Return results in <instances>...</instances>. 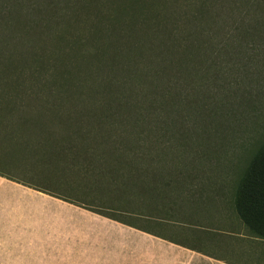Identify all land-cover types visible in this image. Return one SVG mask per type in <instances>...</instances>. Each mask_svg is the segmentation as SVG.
I'll return each mask as SVG.
<instances>
[{"label": "trees", "instance_id": "trees-1", "mask_svg": "<svg viewBox=\"0 0 264 264\" xmlns=\"http://www.w3.org/2000/svg\"><path fill=\"white\" fill-rule=\"evenodd\" d=\"M129 8L124 12L140 36L122 43L124 28L107 15L106 30L97 37L101 49L77 38L82 48L76 49L75 60L62 63L60 51L48 55L47 45L80 17L76 10L87 13V0H0V83L19 84L10 79L15 75L11 65L23 45L35 64L48 59L51 68L83 73L75 90L76 96L87 97V118L97 125L91 151L110 155L111 162L103 165L125 162L137 169L145 161L138 171L150 179L148 169L165 168L167 158L169 181L176 184H185L189 171L220 175L235 167L237 156L248 154L260 135L236 179L231 203L238 226L264 240V0H161L158 7L132 0ZM93 57L97 65L82 71L80 61ZM56 91L48 95L57 96ZM112 133L119 139H108ZM142 135L156 140L151 145L149 139L141 141ZM134 152L139 157L116 161ZM105 177L115 179L107 172ZM169 181L158 191L144 182L140 190L168 204L174 189ZM128 183L123 184L127 189Z\"/></svg>", "mask_w": 264, "mask_h": 264}, {"label": "rangeland", "instance_id": "rangeland-1", "mask_svg": "<svg viewBox=\"0 0 264 264\" xmlns=\"http://www.w3.org/2000/svg\"><path fill=\"white\" fill-rule=\"evenodd\" d=\"M135 1L155 7L161 2ZM130 2L101 0L97 4L87 0V13L82 16L76 10L80 17L60 29L58 39L47 45L48 55L59 50V61L68 63L75 60L80 43L101 49L97 37L100 30H106L107 15L117 17V25L124 28L122 43L140 36L130 23L133 18L124 12L130 10ZM126 25L131 26L130 31L125 30ZM77 38L80 43L75 42ZM19 49L21 56L12 62L15 75L10 78L19 84L0 83V264H133V245L156 237L140 228L167 239L156 237L161 240L202 249L213 238L225 239L234 231L231 223L237 221L231 195L260 135L252 141L248 154L237 156L235 167L220 175L189 171L185 184L169 181L168 158L165 168L148 169L151 179L138 171L144 167L139 163L145 161L139 162L137 169L125 162L120 167L115 161L103 165L111 162L110 155L91 151L96 144L92 136L97 132V125L87 118L91 105L87 97L76 96L75 85L83 73L51 68L48 59L35 64L28 45ZM112 51L109 48V54ZM91 59L94 57L80 61L82 71L97 65ZM51 91L57 96L48 95ZM107 137L119 139L114 133ZM145 137L139 138L145 142L149 139ZM154 139H149L151 145ZM125 154L116 161L140 155ZM106 172L115 179L105 177ZM220 176L223 182H215ZM129 181L127 189L123 184ZM168 181L174 186L171 202H179L178 206L140 190L144 182H152L158 191ZM5 188L11 190L6 193Z\"/></svg>", "mask_w": 264, "mask_h": 264}, {"label": "crops", "instance_id": "crops-1", "mask_svg": "<svg viewBox=\"0 0 264 264\" xmlns=\"http://www.w3.org/2000/svg\"><path fill=\"white\" fill-rule=\"evenodd\" d=\"M9 190L11 189H4L6 193ZM15 193L20 194L17 191ZM231 228L234 231L228 233V237L213 238L204 249L178 245L156 237L143 242L142 245L139 242L137 246L132 247V263L264 264V240L250 236L244 227L238 226L237 222H232Z\"/></svg>", "mask_w": 264, "mask_h": 264}]
</instances>
